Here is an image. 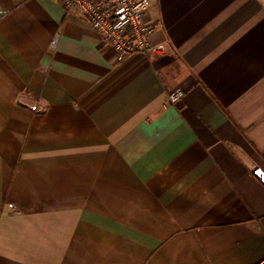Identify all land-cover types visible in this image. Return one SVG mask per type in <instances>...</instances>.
<instances>
[{
	"label": "crops",
	"instance_id": "1",
	"mask_svg": "<svg viewBox=\"0 0 264 264\" xmlns=\"http://www.w3.org/2000/svg\"><path fill=\"white\" fill-rule=\"evenodd\" d=\"M149 2L166 52L118 63L0 0V264L264 260V0Z\"/></svg>",
	"mask_w": 264,
	"mask_h": 264
},
{
	"label": "built area",
	"instance_id": "2",
	"mask_svg": "<svg viewBox=\"0 0 264 264\" xmlns=\"http://www.w3.org/2000/svg\"><path fill=\"white\" fill-rule=\"evenodd\" d=\"M67 14L78 13L115 53L118 63L134 55H162L165 46L156 40L157 27L148 17L149 0H55ZM59 37L55 38L54 44ZM183 90L172 91L167 104L175 105ZM257 264H264V260Z\"/></svg>",
	"mask_w": 264,
	"mask_h": 264
},
{
	"label": "water",
	"instance_id": "3",
	"mask_svg": "<svg viewBox=\"0 0 264 264\" xmlns=\"http://www.w3.org/2000/svg\"><path fill=\"white\" fill-rule=\"evenodd\" d=\"M257 176L260 177L262 181L264 182V173L262 171H258Z\"/></svg>",
	"mask_w": 264,
	"mask_h": 264
}]
</instances>
